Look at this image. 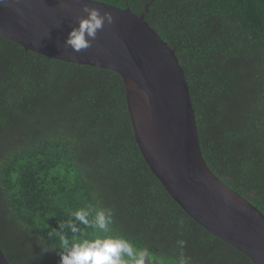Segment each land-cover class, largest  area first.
I'll return each mask as SVG.
<instances>
[{
    "label": "trees",
    "instance_id": "1",
    "mask_svg": "<svg viewBox=\"0 0 264 264\" xmlns=\"http://www.w3.org/2000/svg\"><path fill=\"white\" fill-rule=\"evenodd\" d=\"M141 16L176 51L203 157L264 214V0H98ZM112 209L110 235L151 264H254L171 198L135 142L113 71L26 52L0 36V247L10 264H60L58 223ZM82 228L69 241L104 235Z\"/></svg>",
    "mask_w": 264,
    "mask_h": 264
},
{
    "label": "water",
    "instance_id": "2",
    "mask_svg": "<svg viewBox=\"0 0 264 264\" xmlns=\"http://www.w3.org/2000/svg\"><path fill=\"white\" fill-rule=\"evenodd\" d=\"M85 4L112 12L115 22L91 48L73 52L64 41ZM148 15L91 0H3L0 36L26 52L119 74L135 142L152 174L191 219L264 264V214L208 167L185 71ZM0 264H10L1 247Z\"/></svg>",
    "mask_w": 264,
    "mask_h": 264
},
{
    "label": "clouds",
    "instance_id": "3",
    "mask_svg": "<svg viewBox=\"0 0 264 264\" xmlns=\"http://www.w3.org/2000/svg\"><path fill=\"white\" fill-rule=\"evenodd\" d=\"M3 2V0H0ZM98 0H91V4H97ZM85 14L78 18V26L73 27L68 33L64 47L73 52L85 51L92 47L97 33L106 25H112L115 17L112 12L85 4ZM68 219L58 223L59 233L62 239V251H59L60 264H151V254L147 248L138 249L128 239L110 235V225L113 224L114 211L110 208H99L89 204L87 207L75 211H67ZM77 222L84 228L98 230L104 235L82 241H69L65 230L73 235L82 232ZM181 249L178 264H190V258L186 257L183 249L186 246L184 240L177 242Z\"/></svg>",
    "mask_w": 264,
    "mask_h": 264
}]
</instances>
